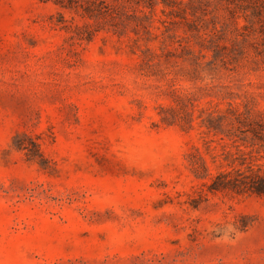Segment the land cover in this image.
Here are the masks:
<instances>
[{"label":"rangeland","instance_id":"rangeland-1","mask_svg":"<svg viewBox=\"0 0 264 264\" xmlns=\"http://www.w3.org/2000/svg\"><path fill=\"white\" fill-rule=\"evenodd\" d=\"M250 164L264 0H0V264H264Z\"/></svg>","mask_w":264,"mask_h":264},{"label":"trees","instance_id":"trees-1","mask_svg":"<svg viewBox=\"0 0 264 264\" xmlns=\"http://www.w3.org/2000/svg\"><path fill=\"white\" fill-rule=\"evenodd\" d=\"M108 25V24H106ZM121 24H112V27H119ZM252 165H249V171L251 174L246 175L237 172V177H232L230 173L220 174L215 177L212 185L209 187L210 191H222L227 189L244 188L254 194L263 195L264 194V173L254 172L252 170Z\"/></svg>","mask_w":264,"mask_h":264}]
</instances>
